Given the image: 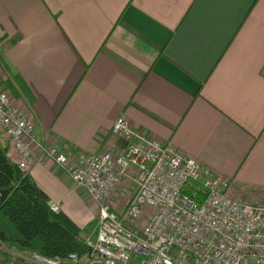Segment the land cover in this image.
Instances as JSON below:
<instances>
[{"label": "crops", "instance_id": "1", "mask_svg": "<svg viewBox=\"0 0 264 264\" xmlns=\"http://www.w3.org/2000/svg\"><path fill=\"white\" fill-rule=\"evenodd\" d=\"M0 52L33 98L13 96L42 148L26 172L81 236L97 207L44 151L112 160L119 116L264 206V0H0ZM135 187L131 171L113 203Z\"/></svg>", "mask_w": 264, "mask_h": 264}, {"label": "built area", "instance_id": "2", "mask_svg": "<svg viewBox=\"0 0 264 264\" xmlns=\"http://www.w3.org/2000/svg\"><path fill=\"white\" fill-rule=\"evenodd\" d=\"M0 130L9 142L7 156L15 153L12 161L26 171L41 146L33 119L1 78ZM112 133L128 141L112 160L68 155L55 146L44 151L87 190L98 222L88 253L80 258L32 254L39 264H264V206L232 198L227 179L135 129L124 116L113 122ZM131 171L135 191L119 210L112 197ZM50 210L60 211L57 204Z\"/></svg>", "mask_w": 264, "mask_h": 264}, {"label": "trees", "instance_id": "3", "mask_svg": "<svg viewBox=\"0 0 264 264\" xmlns=\"http://www.w3.org/2000/svg\"><path fill=\"white\" fill-rule=\"evenodd\" d=\"M15 82L17 86L6 82L13 96L24 95L32 101L20 78L16 76ZM2 247L46 258H66L71 253L80 258L91 249L81 236V229L65 213L50 210L47 195L7 156V148L0 145V264H28Z\"/></svg>", "mask_w": 264, "mask_h": 264}, {"label": "rangeland", "instance_id": "4", "mask_svg": "<svg viewBox=\"0 0 264 264\" xmlns=\"http://www.w3.org/2000/svg\"><path fill=\"white\" fill-rule=\"evenodd\" d=\"M0 63H1V52H0ZM6 143H7V141L0 131V145L6 146ZM134 191L130 194V197L134 193ZM126 203H127V200L125 202H122V203H117L116 204L117 209L123 208ZM97 222H98V213H97V217H96L95 221L92 223L91 226L86 228L84 235H82V237L86 240V242H88L90 244H93V242L95 240V236H96V232H97ZM2 249L6 250L7 252H9L13 256L22 257L25 260V262L28 264H39L36 261V259L33 257L32 254H27V253H23V252L20 253V252L14 251V250H8L4 247H2Z\"/></svg>", "mask_w": 264, "mask_h": 264}]
</instances>
